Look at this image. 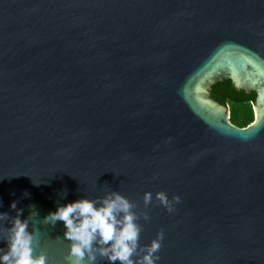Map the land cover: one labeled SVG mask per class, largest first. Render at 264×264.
<instances>
[{"label":"water","instance_id":"obj_1","mask_svg":"<svg viewBox=\"0 0 264 264\" xmlns=\"http://www.w3.org/2000/svg\"><path fill=\"white\" fill-rule=\"evenodd\" d=\"M226 79L255 92L244 127ZM0 178V228L22 210L48 264V213L113 191L141 247L163 233L156 264H264V0H0Z\"/></svg>","mask_w":264,"mask_h":264},{"label":"clouds","instance_id":"obj_2","mask_svg":"<svg viewBox=\"0 0 264 264\" xmlns=\"http://www.w3.org/2000/svg\"><path fill=\"white\" fill-rule=\"evenodd\" d=\"M152 199V192H144L145 205ZM155 199L170 213L174 211V203L180 201L175 195L169 199L164 191H157ZM10 207L16 208L15 201ZM132 209L133 204L127 197L113 191L98 200L82 197L57 205L44 221L54 224L59 220L65 226L64 237L69 241L65 264H96L98 256L109 264L117 261L119 264H156L163 233L158 232L141 247L138 243L141 229ZM21 211L17 209L6 229L0 228V239L6 243L5 248H0V264H48L46 251L37 236L29 231L28 220L21 219ZM28 215H35V211L30 210ZM7 218L6 213H0V221ZM138 249L142 254H138Z\"/></svg>","mask_w":264,"mask_h":264},{"label":"trees","instance_id":"obj_3","mask_svg":"<svg viewBox=\"0 0 264 264\" xmlns=\"http://www.w3.org/2000/svg\"><path fill=\"white\" fill-rule=\"evenodd\" d=\"M211 97L229 109V121L244 127L254 121L253 103L255 92H245L234 86L229 79L218 81L210 90Z\"/></svg>","mask_w":264,"mask_h":264},{"label":"rangeland","instance_id":"obj_4","mask_svg":"<svg viewBox=\"0 0 264 264\" xmlns=\"http://www.w3.org/2000/svg\"><path fill=\"white\" fill-rule=\"evenodd\" d=\"M253 113H254V110H253ZM254 117H255V113H254Z\"/></svg>","mask_w":264,"mask_h":264}]
</instances>
